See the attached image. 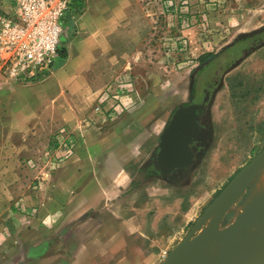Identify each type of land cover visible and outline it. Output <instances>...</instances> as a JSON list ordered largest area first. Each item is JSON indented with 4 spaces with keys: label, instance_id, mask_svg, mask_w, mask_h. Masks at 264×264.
I'll use <instances>...</instances> for the list:
<instances>
[{
    "label": "rangeland",
    "instance_id": "rangeland-1",
    "mask_svg": "<svg viewBox=\"0 0 264 264\" xmlns=\"http://www.w3.org/2000/svg\"><path fill=\"white\" fill-rule=\"evenodd\" d=\"M10 3L0 0V13ZM76 3L50 72L28 81L0 78V264L27 263L22 241L9 253V234L24 228V196L38 187L40 169L62 163L80 138L99 139L125 115L140 129V158L129 164L135 174L147 162L153 167L160 134L192 89L211 106L203 167L182 186L183 175L172 179L194 218L181 238L264 147V0ZM77 100L87 107L73 115ZM157 180L141 176L130 190L147 195L145 186ZM169 218L161 217L162 225Z\"/></svg>",
    "mask_w": 264,
    "mask_h": 264
},
{
    "label": "crops",
    "instance_id": "crops-1",
    "mask_svg": "<svg viewBox=\"0 0 264 264\" xmlns=\"http://www.w3.org/2000/svg\"><path fill=\"white\" fill-rule=\"evenodd\" d=\"M82 104L78 100L73 102V115L87 107ZM62 112L59 111V116L64 119ZM59 121L58 118L55 123L61 124ZM129 125L131 121L125 115L110 122L99 139L80 138L62 163L47 161L40 169L38 187L25 193L28 209L24 214V228L21 234L17 230L13 232L15 228L10 230L9 253H17L13 243L16 247L22 241L26 264H164L167 260L169 264H221L249 248L254 239L244 240L239 236L195 247L187 246L184 237H178L194 218L192 206L187 207L183 202L184 193L177 190L187 178L198 173L203 167L198 168L200 164L181 177L179 186L158 179L144 188L147 195L137 197L138 187L130 190L139 175V172L130 173L129 164L140 158V147L136 144L140 129ZM261 176L264 170L251 184L240 187L237 201L222 215L218 230L230 226L258 200L255 197L258 191L252 200L250 194ZM263 192L257 196L259 200H264ZM211 202L204 210L211 207ZM177 213L180 222L176 226L172 220ZM166 215L170 218L162 225L161 217ZM216 215L206 221V227ZM252 228V225L245 228L243 237L248 232L254 233L256 228ZM257 231L262 233L261 228ZM207 249L218 252L211 254L212 258L208 254L199 257L201 262L199 258L196 263L192 262L199 252Z\"/></svg>",
    "mask_w": 264,
    "mask_h": 264
},
{
    "label": "water",
    "instance_id": "water-1",
    "mask_svg": "<svg viewBox=\"0 0 264 264\" xmlns=\"http://www.w3.org/2000/svg\"><path fill=\"white\" fill-rule=\"evenodd\" d=\"M198 107L199 105L195 103L180 105L170 116L168 125L162 131L154 162L155 168L161 174H170L177 167L186 169L191 167L195 155L189 145V139L197 129L196 110ZM171 136L173 140L170 139ZM263 169L264 147L233 176L218 197L211 202L213 203L211 207L201 213L184 236V244L195 247L206 242L232 240L235 236L244 240L254 239L248 249H242L243 251L230 256L221 264H264V200H256L234 223L223 230H218L222 215L237 201L240 187L251 184ZM213 209L216 212H213ZM214 213L217 215L206 227V221L212 218ZM249 225L255 227L256 230L261 225L263 233L257 234L254 230L251 236L243 237V230ZM201 228L204 230L199 232ZM169 262L170 260H167L164 264H169Z\"/></svg>",
    "mask_w": 264,
    "mask_h": 264
},
{
    "label": "built area",
    "instance_id": "built-area-1",
    "mask_svg": "<svg viewBox=\"0 0 264 264\" xmlns=\"http://www.w3.org/2000/svg\"><path fill=\"white\" fill-rule=\"evenodd\" d=\"M9 6L0 13V78L28 81L50 72L74 0H11Z\"/></svg>",
    "mask_w": 264,
    "mask_h": 264
},
{
    "label": "flooded vegetation",
    "instance_id": "flooded-vegetation-1",
    "mask_svg": "<svg viewBox=\"0 0 264 264\" xmlns=\"http://www.w3.org/2000/svg\"><path fill=\"white\" fill-rule=\"evenodd\" d=\"M194 82H197V79L194 80ZM196 90L192 89L190 91V99L189 101L181 104V105H189L190 103H195L198 104L199 107L197 108V129L194 132V134L192 135V137L189 139V145L195 155V158L192 161V165L191 167H189V169L183 168V167H177L174 171H172L170 174L167 175H163L161 174L153 165V167H151L152 165H150L148 162L144 165H141L139 167V175L136 177V179L131 183V185L133 183H140V177L143 176L146 180H150L153 178H157V179H164L166 180V182L169 184H176V181H173L172 179L175 177H181V175H184L187 171L191 170L192 168H196L198 166V164L202 161L203 157L199 154L200 151L205 150L206 147L203 146L201 143L204 140V137L206 134H208L207 130L209 129V124H208V120L210 119L211 116V106L209 105V103L207 101L204 100V98H199L196 99ZM180 106V105H179ZM177 106L176 108L173 109V111L171 112L170 116L172 115V113L179 107ZM169 116V118H170ZM169 118L165 124V127L168 125V121ZM164 127V128H165ZM163 128V130H164ZM162 130V131H163ZM162 134V132H161ZM160 134V137H161ZM160 137L158 139V144L155 148V157L158 151V146H159V142H160ZM177 175V176H176ZM181 181V178L180 180ZM175 182V183H173ZM178 182V181H177ZM147 186V185H146ZM145 186V187H146ZM137 188V187H136Z\"/></svg>",
    "mask_w": 264,
    "mask_h": 264
},
{
    "label": "bare ground",
    "instance_id": "bare-ground-1",
    "mask_svg": "<svg viewBox=\"0 0 264 264\" xmlns=\"http://www.w3.org/2000/svg\"><path fill=\"white\" fill-rule=\"evenodd\" d=\"M170 139L173 140V139H172V136H171ZM257 182H258V183H257ZM254 186H255V187H254ZM254 186H253V187H254L255 189L253 190V188H252V190H253L254 192H251L250 195H252V196H250V197H251L250 200H252V198H253V196H254V193L256 194L257 191H258L259 193H257L255 197H256L257 199H259L257 196H258V195H261L262 193L260 194V192H263V191H264V176H261V177L256 181V183H254ZM260 197H261V196H260ZM263 197H264V192H263ZM248 199H249V198H248ZM248 199H246V200H248ZM253 199H254V198H253ZM260 199H262V198H260ZM263 199H264V198H263ZM246 200H245V202H246L247 205H248V201H246ZM250 200H249V201H250ZM250 202H251V201H250ZM246 203H243V204L245 205ZM244 205H242V206H244ZM247 205H245V206L247 207ZM242 206H240V207H242ZM245 206H244V207H245ZM244 207H242V208H244ZM246 207H245V208H246ZM242 208H241V209H242ZM245 208H244V209H245ZM241 209L239 208V210H241ZM263 227H264V224H263ZM253 228H255V227H253ZM253 228H252V229H253ZM260 228H261V226H260ZM260 228H259L258 230H260ZM252 229H251V230H252ZM251 230H250V231H251ZM254 230H256V229H254ZM261 230H262V228H261ZM252 232H253V230H252ZM254 232H255V231H254ZM256 232H257V234H258V231H257V230H256ZM256 232H255V233H256ZM259 232H262V233H263V231H259ZM249 233H251V232H248V235H249ZM262 233H260V234H262ZM248 235H247V236H248ZM254 235H255V234H254ZM249 236H251V234H250ZM217 252H218V251H215V250L213 251V250H210V249L202 250L201 252H199V253L196 255V257H194V260H193L192 262H194V261L196 260V258H197V260H198L199 257L202 258V256H205V255H208V254H210V255H211V254H215V253H217ZM210 255H209V256H210ZM206 257H207V256H206ZM201 258H199V261H200ZM210 258H212V255H211ZM204 259H205V258H204ZM206 259H207V258H206ZM203 261H204V260H203ZM196 262H197V261H195V263H196ZM200 262H201V261H200ZM197 264H198V263H197ZM199 264H200V263H199Z\"/></svg>",
    "mask_w": 264,
    "mask_h": 264
},
{
    "label": "trees",
    "instance_id": "trees-1",
    "mask_svg": "<svg viewBox=\"0 0 264 264\" xmlns=\"http://www.w3.org/2000/svg\"><path fill=\"white\" fill-rule=\"evenodd\" d=\"M74 4H77V3H76V0H74Z\"/></svg>",
    "mask_w": 264,
    "mask_h": 264
}]
</instances>
